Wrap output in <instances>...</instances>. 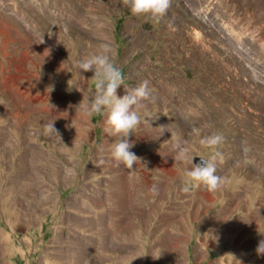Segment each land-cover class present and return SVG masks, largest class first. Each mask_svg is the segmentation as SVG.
Wrapping results in <instances>:
<instances>
[{"label": "rangeland", "instance_id": "rangeland-1", "mask_svg": "<svg viewBox=\"0 0 264 264\" xmlns=\"http://www.w3.org/2000/svg\"><path fill=\"white\" fill-rule=\"evenodd\" d=\"M105 45L118 95L149 84L131 169L80 107L93 72L74 61ZM215 132L221 185L182 191L172 141L207 156ZM262 241L264 0H170L159 22L125 0H0V264H264Z\"/></svg>", "mask_w": 264, "mask_h": 264}, {"label": "clouds", "instance_id": "clouds-1", "mask_svg": "<svg viewBox=\"0 0 264 264\" xmlns=\"http://www.w3.org/2000/svg\"><path fill=\"white\" fill-rule=\"evenodd\" d=\"M125 3L131 14L147 15L159 22L165 16L170 0H125ZM37 37L41 42L42 35L37 34ZM48 53L49 49L47 48L45 55ZM74 66L79 75H81V70L91 69L93 72L94 95L91 100L80 106L81 110L89 115L107 113L105 131L109 135L118 134L116 142L110 149L111 158L118 165L123 164L127 168H133L138 157L130 150L132 141L128 139L129 134L138 129L141 123L150 126L146 117L155 118L148 113L142 115L140 111L146 107V101L150 97L148 81H141L137 86L129 88L123 95H118L117 89L124 84V77L119 67L110 58L107 45L98 53L77 58L74 61ZM164 128L161 125L158 135L154 138L162 135ZM48 129L56 132L52 123L48 125ZM193 131L197 130L193 129ZM223 139V134L220 132L203 136L200 139V144L209 149V154L207 156L200 155L199 162L193 163L194 155L191 154V149L186 146L184 138L175 137L171 144L174 153L172 158L190 165L185 168L182 191L187 192L200 184L205 185L211 191L221 185L222 178L217 174V146L222 144ZM65 171L74 173V169L71 167L66 168ZM153 191H155L154 188ZM257 251L264 252V241L258 245ZM145 253H150L152 258H158L161 254L160 249H155L154 255L151 252Z\"/></svg>", "mask_w": 264, "mask_h": 264}, {"label": "water", "instance_id": "water-1", "mask_svg": "<svg viewBox=\"0 0 264 264\" xmlns=\"http://www.w3.org/2000/svg\"><path fill=\"white\" fill-rule=\"evenodd\" d=\"M198 160H200V157H197V156H194V157H193V161H194V163L198 162Z\"/></svg>", "mask_w": 264, "mask_h": 264}, {"label": "crops", "instance_id": "crops-1", "mask_svg": "<svg viewBox=\"0 0 264 264\" xmlns=\"http://www.w3.org/2000/svg\"><path fill=\"white\" fill-rule=\"evenodd\" d=\"M80 125H86V124H83V123H80V122H78V127L80 126ZM83 141H85V140H83Z\"/></svg>", "mask_w": 264, "mask_h": 264}, {"label": "bare ground", "instance_id": "bare-ground-1", "mask_svg": "<svg viewBox=\"0 0 264 264\" xmlns=\"http://www.w3.org/2000/svg\"><path fill=\"white\" fill-rule=\"evenodd\" d=\"M180 19V18H179ZM194 89V88H193Z\"/></svg>", "mask_w": 264, "mask_h": 264}]
</instances>
